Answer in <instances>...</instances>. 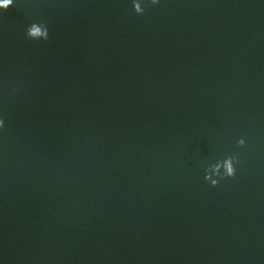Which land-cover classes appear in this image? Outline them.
<instances>
[{
    "label": "water",
    "instance_id": "1",
    "mask_svg": "<svg viewBox=\"0 0 264 264\" xmlns=\"http://www.w3.org/2000/svg\"><path fill=\"white\" fill-rule=\"evenodd\" d=\"M138 2L0 9V264H264V0Z\"/></svg>",
    "mask_w": 264,
    "mask_h": 264
},
{
    "label": "clouds",
    "instance_id": "2",
    "mask_svg": "<svg viewBox=\"0 0 264 264\" xmlns=\"http://www.w3.org/2000/svg\"><path fill=\"white\" fill-rule=\"evenodd\" d=\"M158 0H150V5H156ZM13 4V0H0V9H7ZM133 10L136 14L140 15L145 12L138 0H133ZM25 35L33 40H48L49 31L46 24L43 22H32L25 30ZM4 126V121L0 119V127ZM238 147L245 144V140L240 138L236 141ZM239 164V159L236 155H227L222 160H217L215 163L209 164L204 170V180L210 186L215 187L221 180L231 178L236 173V165Z\"/></svg>",
    "mask_w": 264,
    "mask_h": 264
}]
</instances>
